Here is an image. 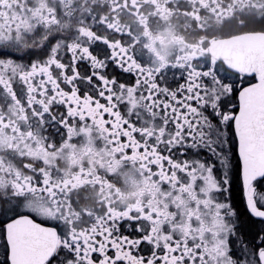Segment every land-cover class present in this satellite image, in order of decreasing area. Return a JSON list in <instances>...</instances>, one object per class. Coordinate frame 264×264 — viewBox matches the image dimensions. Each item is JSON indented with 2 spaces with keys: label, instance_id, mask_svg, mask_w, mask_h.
Here are the masks:
<instances>
[{
  "label": "snow or ice",
  "instance_id": "obj_1",
  "mask_svg": "<svg viewBox=\"0 0 264 264\" xmlns=\"http://www.w3.org/2000/svg\"><path fill=\"white\" fill-rule=\"evenodd\" d=\"M0 264H264V0H0Z\"/></svg>",
  "mask_w": 264,
  "mask_h": 264
}]
</instances>
